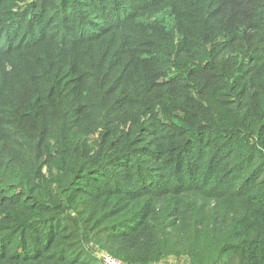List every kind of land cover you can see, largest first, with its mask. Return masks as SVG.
<instances>
[{
    "label": "trees",
    "instance_id": "trees-1",
    "mask_svg": "<svg viewBox=\"0 0 264 264\" xmlns=\"http://www.w3.org/2000/svg\"><path fill=\"white\" fill-rule=\"evenodd\" d=\"M102 252L264 264V0H0V264Z\"/></svg>",
    "mask_w": 264,
    "mask_h": 264
},
{
    "label": "built area",
    "instance_id": "built-area-1",
    "mask_svg": "<svg viewBox=\"0 0 264 264\" xmlns=\"http://www.w3.org/2000/svg\"><path fill=\"white\" fill-rule=\"evenodd\" d=\"M100 257L102 259L103 264H126L107 252H102L100 254Z\"/></svg>",
    "mask_w": 264,
    "mask_h": 264
},
{
    "label": "rangeland",
    "instance_id": "rangeland-1",
    "mask_svg": "<svg viewBox=\"0 0 264 264\" xmlns=\"http://www.w3.org/2000/svg\"><path fill=\"white\" fill-rule=\"evenodd\" d=\"M168 263H170V262H168Z\"/></svg>",
    "mask_w": 264,
    "mask_h": 264
}]
</instances>
